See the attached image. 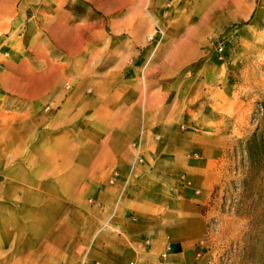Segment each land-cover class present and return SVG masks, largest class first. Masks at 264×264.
<instances>
[{
    "label": "crops",
    "instance_id": "crops-1",
    "mask_svg": "<svg viewBox=\"0 0 264 264\" xmlns=\"http://www.w3.org/2000/svg\"><path fill=\"white\" fill-rule=\"evenodd\" d=\"M78 1L3 23L0 264H203L229 119L203 19L172 39L154 0Z\"/></svg>",
    "mask_w": 264,
    "mask_h": 264
},
{
    "label": "rangeland",
    "instance_id": "rangeland-1",
    "mask_svg": "<svg viewBox=\"0 0 264 264\" xmlns=\"http://www.w3.org/2000/svg\"><path fill=\"white\" fill-rule=\"evenodd\" d=\"M20 1L0 0V36ZM143 14L157 34L172 39L203 19L196 41L202 54L193 64L225 71L218 91L229 106L228 143L216 160L218 178L204 208L203 264H264V0H154ZM0 57L8 58L7 52L0 49Z\"/></svg>",
    "mask_w": 264,
    "mask_h": 264
},
{
    "label": "trees",
    "instance_id": "trees-1",
    "mask_svg": "<svg viewBox=\"0 0 264 264\" xmlns=\"http://www.w3.org/2000/svg\"><path fill=\"white\" fill-rule=\"evenodd\" d=\"M255 133H254V135L252 136V139H250V141H248L247 143H248V146L251 148V147H253L254 145H255Z\"/></svg>",
    "mask_w": 264,
    "mask_h": 264
},
{
    "label": "built area",
    "instance_id": "built-area-1",
    "mask_svg": "<svg viewBox=\"0 0 264 264\" xmlns=\"http://www.w3.org/2000/svg\"><path fill=\"white\" fill-rule=\"evenodd\" d=\"M180 128H181V129H186V126H185V125H180ZM137 157H139V155H137ZM139 160H140V159H139ZM182 178L185 179L184 176H182ZM130 264H137V263H135V261H130Z\"/></svg>",
    "mask_w": 264,
    "mask_h": 264
}]
</instances>
